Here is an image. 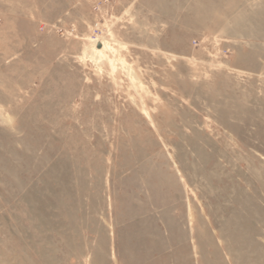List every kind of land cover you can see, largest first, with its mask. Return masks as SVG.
I'll list each match as a JSON object with an SVG mask.
<instances>
[{"label":"rangeland","instance_id":"obj_1","mask_svg":"<svg viewBox=\"0 0 264 264\" xmlns=\"http://www.w3.org/2000/svg\"><path fill=\"white\" fill-rule=\"evenodd\" d=\"M0 264H264V0H0Z\"/></svg>","mask_w":264,"mask_h":264},{"label":"bare ground","instance_id":"obj_2","mask_svg":"<svg viewBox=\"0 0 264 264\" xmlns=\"http://www.w3.org/2000/svg\"><path fill=\"white\" fill-rule=\"evenodd\" d=\"M99 44V46H98ZM92 53L95 56V59L98 61L101 58H104L106 55V51H110V46L105 40L95 39L91 44ZM113 62V60L110 59ZM113 64V63H112Z\"/></svg>","mask_w":264,"mask_h":264},{"label":"water","instance_id":"obj_3","mask_svg":"<svg viewBox=\"0 0 264 264\" xmlns=\"http://www.w3.org/2000/svg\"><path fill=\"white\" fill-rule=\"evenodd\" d=\"M98 46H99V44H98Z\"/></svg>","mask_w":264,"mask_h":264}]
</instances>
